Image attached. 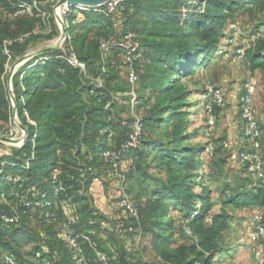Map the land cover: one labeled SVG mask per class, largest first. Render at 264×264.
<instances>
[{"label":"trees","instance_id":"trees-1","mask_svg":"<svg viewBox=\"0 0 264 264\" xmlns=\"http://www.w3.org/2000/svg\"><path fill=\"white\" fill-rule=\"evenodd\" d=\"M21 1L0 0V10L17 16L11 20L0 15V119L6 122L13 119L14 110L6 83L7 65L24 56L39 36L35 14L21 6H30L33 0ZM257 3L264 5V0H123L113 12L102 7V11H79L82 18L77 11L70 14L64 49L31 58L12 77L17 115L28 128V139L22 147L0 153V264H7L4 257L8 253L15 254L20 264H76L57 223L46 219L42 211L25 213L20 196L32 192L50 195L53 172L59 169L67 186L62 199L71 197L78 205L79 227L87 231L88 220L100 218L91 196V185L100 174L89 169L107 166L103 153L122 150L130 136L133 118L124 119L120 114L122 102L128 101L129 112L132 110L129 63L125 62L128 87L121 88L117 77L124 68L112 58L119 53L126 59L130 50L122 43L129 32L136 35L132 56L141 54L133 66L138 75L136 101L145 115L141 144L124 150L123 157L137 152L142 164L138 169L147 175L148 158L154 155L168 178L157 179L147 199L136 205L140 215L136 234H128L119 223L120 229L135 238L134 250L139 255L121 247L114 258L95 233L93 236L110 256V264H152L144 256L149 248L157 251L164 261L161 264L222 262L225 235L234 220L228 207L264 210V182L226 184L218 202L220 210L213 213V190L194 179V172L203 166L198 157L205 150L185 142V107L193 92L185 83L218 55L238 11L253 9ZM113 21L118 22L117 32L103 31ZM25 34L30 36L19 41ZM103 40L111 44L106 54ZM71 54L84 66L72 64ZM244 60L250 71L264 73V32L253 34ZM198 186L200 191L195 190ZM176 211L182 213L180 221ZM56 214L59 218L67 214L61 201ZM4 215H18V220L8 223ZM180 231L192 240L180 243L176 238ZM37 252L41 258L36 257Z\"/></svg>","mask_w":264,"mask_h":264},{"label":"rangeland","instance_id":"rangeland-1","mask_svg":"<svg viewBox=\"0 0 264 264\" xmlns=\"http://www.w3.org/2000/svg\"><path fill=\"white\" fill-rule=\"evenodd\" d=\"M37 1V8L30 7V10L27 11L35 14L34 17L37 23L35 31L39 36L36 42H33L28 48L25 55H32L47 48L62 47V43L60 42L61 31L54 14L55 8H57L58 12L60 11L58 1ZM78 13L79 11L76 13L78 17L82 18V14ZM0 15L11 20L17 18L15 14H9L3 10H0ZM113 22L109 29L103 31L108 34L117 32L119 28L118 22ZM235 23L240 28L236 34L237 44L247 48L252 42L253 34L258 31L264 32V5L257 3L253 9L245 8L239 10ZM56 30H59V33H56ZM228 32L231 34L232 30H228ZM50 35L54 36L48 38ZM235 50V46L228 47L224 53L218 54L211 60L208 66L200 68L185 83L186 88L193 90L188 104L185 107L187 115L185 132L188 135L185 138V142L188 146H196L204 148L205 150L198 157V160L203 163V166L194 172L197 174L194 179L201 181V184H205L213 190V197L216 202L213 213L220 210L218 202L223 196L222 190L226 184L237 185L248 182H259L251 178L246 171L241 169L238 163L239 151L248 145V141L244 135L239 98L246 91L247 84L254 86L255 104L264 132V122L261 118V114L264 113V73L262 71H250L244 57H239ZM112 56L114 62L124 68L122 73L117 77V82L121 88H127L126 59L119 53H114ZM19 58L21 57L12 59L7 65V84H9V79L11 78V70H14L16 73L17 70L22 68L31 59L19 62ZM115 83L116 81L113 84ZM214 89H219L224 93L225 104L216 107L213 112H209L206 104L207 100L211 98V90ZM120 94L124 95L125 92ZM137 104L136 101L134 104L135 108H132L129 112V102H122V110L120 111L122 118H134L135 116L143 118L145 111L142 107L138 108ZM16 120H14V117L10 122L0 119V132L8 126H15L16 122L18 123L20 121L18 117ZM150 133L151 135H155L156 132L150 130ZM21 134L18 136V139L22 137ZM226 142L229 143L228 147L225 146ZM262 143L264 152V133ZM13 148L18 147L10 143L0 142V153L10 152ZM140 162V156L135 151L126 154V157H123L122 160L123 173L126 176L124 187L127 189L131 199L138 206L147 199L157 179L166 180L168 178L165 169L162 168L163 164L160 160H156L154 155L148 158L147 164L149 166L147 167V175H145L144 170L138 169V166L142 165ZM96 172H99L100 175L106 178L109 177L108 182L109 184H113V187L108 186L110 193L107 196L112 202L116 203L119 194L118 180L110 174L107 166H102ZM197 176H203V178L199 180L201 177ZM195 190L200 191L201 187L198 186ZM93 206L95 207L94 200ZM228 210L233 215L234 220L231 229L225 235L224 243L227 249L224 257H222V262L219 264H258L255 259L257 247L251 243L249 238L251 232L250 222L257 209H235L228 207ZM122 214L125 217L123 219H130L125 212H122ZM174 215L180 221L182 213L176 211ZM176 238L180 243L190 242L192 240L190 236L182 231L176 234ZM114 242L116 241L114 240ZM111 249L115 250L113 247ZM142 249L144 250L145 248L142 247ZM128 252L131 255L133 253L139 255V252L134 250L133 244H131ZM144 256L152 264H161L164 262L157 251L152 248L145 249Z\"/></svg>","mask_w":264,"mask_h":264},{"label":"built area","instance_id":"built-area-1","mask_svg":"<svg viewBox=\"0 0 264 264\" xmlns=\"http://www.w3.org/2000/svg\"><path fill=\"white\" fill-rule=\"evenodd\" d=\"M58 2L60 0H57ZM23 2V0L21 1ZM123 0H111L105 5L97 8H92L88 10L102 11V7L105 8L104 11L113 12L117 8L122 6ZM37 0H33V4L28 6L27 4H22L23 8L30 7L37 8ZM87 10L84 7H72L68 4H63L60 6V11L57 8L54 10L57 25L61 31L60 42L62 43V49L68 38V33L64 34V29H68L69 26V16L74 11ZM239 26L237 23H232L230 25V30L232 33L225 40V42L218 49V54L224 53L228 47L235 46V52L239 57H244L245 48L244 46H239L237 44V32L239 31ZM64 34V36H62ZM30 34H25L19 38V41L24 42ZM136 35L133 32H129L124 37L123 46L130 51L126 55V61L129 63V73L128 79L132 86V91L130 95L132 96V108L136 102V90L135 86L138 82V75L133 66V62L137 59H141V54L132 56L133 51L137 48V43L135 42ZM111 48L110 42L102 41V50L106 54ZM69 61L74 64L83 67L84 65L78 60L75 54H71ZM247 89L244 91L239 98L240 112L243 120L244 135L248 141L247 147L239 151L238 163L239 167L245 170L248 175L254 180L264 182V152H263V129L261 121L258 116V110L255 104L254 98V86L251 84L246 85ZM12 90L13 88L10 87ZM13 102V100H12ZM225 104V95L219 89L211 90V98L207 100L206 108L209 112H213L216 107L223 106ZM14 120L17 121V117L13 116ZM33 125L36 123L31 121ZM131 132L130 136L123 145L122 150L108 149L103 153V158L108 166L110 174L115 177L119 182V194L118 200L116 201L117 208L125 212L130 220L123 219L121 223L126 226V232L128 234H136V224L139 223L140 215L138 207L135 202L131 199L127 189L124 187L126 181V176L123 173L122 160L123 152L126 149L137 147L141 144V139L144 134V123L142 118L135 116L131 121ZM22 133V137L18 139V136ZM0 135L9 137L17 141L16 144L18 148L25 145V132L16 122L15 126H8L4 128ZM2 142V141H0ZM228 147L229 143H225ZM92 174L96 172L90 168ZM85 180V172L81 174ZM67 186L61 178V170L56 169L52 176V193L50 195L46 193L32 192V194H23L20 196V203L23 206L25 213H36L42 211V215L48 219L53 220L57 223V226L61 232L62 237L67 242L71 250V258L76 262V264H95L96 262L101 264H110V256L104 250L99 247L98 241L95 239L93 234L97 230H104L106 225L102 220L91 218L88 220L89 230L85 231L79 227L82 221V216L78 211V205L73 201L71 197L62 199V195L66 194ZM61 201L64 211L67 213L63 218H59L56 214V208L58 203ZM3 218L8 223H13L18 220V215H4ZM251 232L250 241L256 245L255 259L258 264H264V210L258 209L253 215L250 222ZM188 234H191V230L186 228ZM141 233L137 235V243L140 242ZM88 249L92 253H88ZM41 253L37 252L36 257L41 258ZM5 262L7 264H20L17 256L13 253H8L5 255Z\"/></svg>","mask_w":264,"mask_h":264},{"label":"crops","instance_id":"crops-1","mask_svg":"<svg viewBox=\"0 0 264 264\" xmlns=\"http://www.w3.org/2000/svg\"><path fill=\"white\" fill-rule=\"evenodd\" d=\"M261 118L264 122V113L261 114ZM108 179L109 177L106 178L105 176L100 175L91 185V196L93 197L97 214L100 217L99 219L106 225L104 230L96 231L95 235L99 238L103 247L108 250L111 249V247L115 249L109 251L113 253L114 258H117L119 255L118 250L121 247L129 250L131 244L135 245V238L120 229L119 223H121L125 217L122 214V211L117 208L116 203L112 202L107 196L110 193L108 186L113 187V184H109ZM114 240L116 242H114Z\"/></svg>","mask_w":264,"mask_h":264},{"label":"water","instance_id":"water-1","mask_svg":"<svg viewBox=\"0 0 264 264\" xmlns=\"http://www.w3.org/2000/svg\"><path fill=\"white\" fill-rule=\"evenodd\" d=\"M109 1H111V0H60L58 2V6H61L63 4H68V5H70L72 7H75V8L84 7L86 9H92V8L101 7V6L105 5ZM66 32H67V30L64 29V34ZM64 34L62 36H64ZM57 48L58 47H52V48L43 49V50L38 51L35 54L22 56L21 58H19L18 61L19 62H23V61H26V60H28L30 58H33V57L38 56L40 54H43V53H45L47 51L55 50ZM14 74H15L14 70H11V73H10L11 78L9 79V86L10 87H12V77H13ZM10 91H11V97H12L13 106H14L13 116L18 117L17 110H16V96H15V94H14V92H13V90L11 88H10ZM18 124L24 130V132H25V140H27L28 139V128L25 127L20 121H18ZM0 141L6 142V143H10V144H16L17 143L16 140L11 139V138L6 137V136H3V135H0Z\"/></svg>","mask_w":264,"mask_h":264},{"label":"bare ground","instance_id":"bare-ground-1","mask_svg":"<svg viewBox=\"0 0 264 264\" xmlns=\"http://www.w3.org/2000/svg\"><path fill=\"white\" fill-rule=\"evenodd\" d=\"M58 7H60V6H58Z\"/></svg>","mask_w":264,"mask_h":264}]
</instances>
